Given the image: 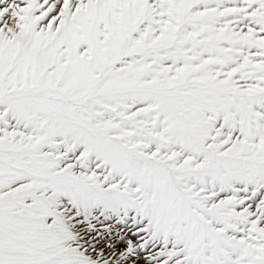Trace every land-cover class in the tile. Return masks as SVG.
<instances>
[{"label": "snow or ice", "instance_id": "obj_1", "mask_svg": "<svg viewBox=\"0 0 264 264\" xmlns=\"http://www.w3.org/2000/svg\"><path fill=\"white\" fill-rule=\"evenodd\" d=\"M0 264H264V0H0Z\"/></svg>", "mask_w": 264, "mask_h": 264}]
</instances>
